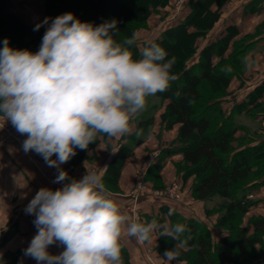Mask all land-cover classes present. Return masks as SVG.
Listing matches in <instances>:
<instances>
[{
  "label": "clouds",
  "instance_id": "clouds-1",
  "mask_svg": "<svg viewBox=\"0 0 264 264\" xmlns=\"http://www.w3.org/2000/svg\"><path fill=\"white\" fill-rule=\"evenodd\" d=\"M50 19L34 28L48 25L38 51L10 47L7 38L0 48V115L26 136L22 142L26 154L40 155L57 170L53 183L67 181L56 190L41 187L26 205L24 211L35 217L37 231L23 255L37 264H124L122 236L150 244L158 232L157 238L176 241L161 259L186 264L180 259L191 240L186 224L169 226L156 219L129 223V215L121 211L97 172L86 168L82 178L69 179L61 168L76 149L87 150L101 134L109 141L133 134L147 98L167 91L177 80L171 73L175 56L169 59L160 44L150 41L138 46L139 58L134 59L131 46L140 34L134 31L118 40L115 19L98 26L71 12L49 24ZM243 63L252 71L257 61L246 56ZM221 71L232 69L225 66ZM134 134L140 138L143 129L136 128ZM26 197L27 193L21 195ZM52 245L64 250L53 255L48 251Z\"/></svg>",
  "mask_w": 264,
  "mask_h": 264
},
{
  "label": "trees",
  "instance_id": "trees-1",
  "mask_svg": "<svg viewBox=\"0 0 264 264\" xmlns=\"http://www.w3.org/2000/svg\"><path fill=\"white\" fill-rule=\"evenodd\" d=\"M185 2L188 14L180 20V12L176 19L178 22H174L177 24L164 29L154 40L167 51L169 59L173 56L176 58L171 73L177 76V80L171 82L167 91L155 96L165 101L161 113L163 129L170 130L174 126L177 133L174 145L161 151L160 159L149 165L145 180L151 182L153 188H161V160L167 155H180L181 161L175 167L181 180L194 177L191 187L193 199L206 202L216 196L226 201L215 224L225 233L216 240H213L211 231L204 223L194 219L184 221L191 235L187 248L181 250L180 259L186 264H264V218L253 217L245 225L238 224L239 218L246 215L254 204L248 200V193L264 186L263 136L256 132L248 133L249 140H246L245 147L238 150L234 147L239 139L237 133L247 131L235 124V115L245 112L252 118L263 115L264 119V104L261 102L264 81L244 101L235 104L230 113H226L222 102L228 95L227 90L233 78L242 74L241 60L250 48V40L245 44L242 41L237 43V28L227 26L220 37L197 51V38L212 29L226 0ZM166 4L168 0H44L43 8L45 18L54 19L71 12L77 19L94 26L115 19L120 30L117 39L120 40L131 37L134 31L141 28L142 21L154 6L164 7ZM256 4H249V8L253 10ZM11 7L12 0H0V48L3 46L2 41L7 38L10 47L38 51L48 25L34 30L37 24H27L11 12ZM246 37L253 39V36ZM131 50L134 59H138V42L131 46ZM225 66H230L232 71L222 72L221 68ZM134 123L135 129H143V135L137 138L134 130L133 134L121 137L125 142L119 144L116 155L102 175V181L111 193L118 191L117 182L124 162L151 133L153 115L140 114ZM100 138L107 139L101 134L89 148L94 149ZM242 138H246V135ZM76 153L70 159L66 172L73 171L86 157V150L77 149ZM141 197L144 199L148 196ZM156 199L161 204V212L168 214L173 203L163 198ZM163 218L146 216L145 222L156 219L161 224ZM176 218V213L169 216L171 224ZM8 238L6 232L0 245ZM175 243L170 237H159L155 251L163 258L164 252L174 248ZM121 255L124 264H131L123 245ZM11 263L20 264L19 257L13 255Z\"/></svg>",
  "mask_w": 264,
  "mask_h": 264
},
{
  "label": "crops",
  "instance_id": "crops-1",
  "mask_svg": "<svg viewBox=\"0 0 264 264\" xmlns=\"http://www.w3.org/2000/svg\"><path fill=\"white\" fill-rule=\"evenodd\" d=\"M38 2L39 0H32L33 4H31L27 0H12L11 12L22 18L27 24H40L44 20V9L43 3ZM253 2H257V4L251 10L249 4ZM188 12L189 10L185 8L179 19L181 20ZM164 23L163 21L146 37L160 35L164 29L177 24L173 23L165 26ZM227 26H235L237 28V37L253 36V39H249L251 44L249 48L251 49L250 56L257 61L252 71H246L238 77V80L233 79L231 81L227 90L228 95L222 102L223 110L226 113H230L235 104L244 101L246 96L264 81V0H229L221 8L217 25L209 31V35L202 45L215 41V37H220ZM141 36L142 34L139 35V38ZM261 102L264 104V95L261 98ZM247 120H249L248 124L255 126L260 124V127L257 129L255 127L253 132L262 134L261 140L264 141L263 115H257L256 118H252L242 112L234 117L236 125L239 121L245 122ZM154 126L153 133L149 135L148 141L137 145L133 155L125 161L118 182L120 193H110L121 206V211L129 215V223L133 221L145 222L146 216H157L159 218L164 217L161 224L171 226L169 215L161 212V204L156 198L145 197L142 199V197H139L140 199L138 198L137 200L129 198V192L134 180L132 169L137 165L143 166L142 170H146V167L148 169L149 165L156 163L160 159L161 151L164 152L171 145H174L173 142L177 133L176 127L173 130H164L160 120ZM134 130L135 123H133ZM15 132L17 131L11 122L6 121L0 115V239L6 232L9 234L8 240L3 245H0V264H12L13 255L19 257L20 264H37L34 259L23 255V250L29 245L37 231L33 224L35 217L26 214L24 209L41 187L56 190L49 183V179H55L57 170L53 167H48L40 155L34 152L26 154L22 149V142L26 139V136L17 139L13 136ZM240 132L237 133V136ZM124 142L125 140H121V137L113 138L111 141L100 138L98 145L95 147V154H101L99 160L96 158L98 164L92 167L91 165L93 164L90 163L93 162V159L87 161L85 157L68 176L80 173L85 166L95 168L97 173L102 176L105 171L104 167L116 155L119 144ZM106 145L110 146L109 151L106 150ZM104 151L106 152L104 153ZM88 155H92L89 149L86 150V156ZM53 159H55V155ZM180 161V155H167L161 160L162 169L160 174L164 184L180 176L179 173L177 174L175 167V164ZM68 163L69 161L61 165V168L65 170ZM17 183L23 187H18ZM255 192L256 201H258L255 209L262 212L264 211V186H261ZM23 193H27V197L22 199L21 195ZM171 209H174V213L185 219L196 216L198 217L197 219L201 220L199 217L200 210L189 203L184 202L182 205L173 204V206H170L169 211ZM204 222L208 224L206 220ZM121 244L127 250L131 264H150V262L158 264L157 262L159 261L165 262L155 251L157 241L150 244L147 242L141 244L134 237H129L125 234L121 238ZM63 250V247L58 245H52L48 249L53 255H57Z\"/></svg>",
  "mask_w": 264,
  "mask_h": 264
},
{
  "label": "rangeland",
  "instance_id": "rangeland-1",
  "mask_svg": "<svg viewBox=\"0 0 264 264\" xmlns=\"http://www.w3.org/2000/svg\"><path fill=\"white\" fill-rule=\"evenodd\" d=\"M27 1L29 3H31V4L34 3V2L32 3V0H27ZM179 1H180V3H179ZM185 1H187V0H168V4H166L164 7L154 6L152 12L147 14L145 19H144V21H142V23L140 25L142 27L135 31V32H140V34H142V36L137 40L138 46L139 47H143L144 44H146V43H148L150 41H154L155 39H157L159 37V35L150 36V37H152L151 39H150L149 36L146 37V35H149L158 25H161V23L163 21L165 22L164 23L165 26H168L169 24H173L175 21H177L176 19L178 17V14H180V12H184V9H185L184 3H186ZM39 2L41 4L43 3V6H44V0H39ZM227 2H229V0H226L224 5H226ZM174 10H176V11L172 14V11H174ZM219 17H220V15H219ZM43 18L45 19V16H43ZM218 21H219V19L214 23L213 27L217 25ZM43 26H47V25L45 24ZM213 27H212V29H213ZM146 33H148V34H146ZM208 35H209V32L206 35H202L201 37L197 38V40H196L197 51L201 49V47L203 46L202 43L208 37ZM216 38L217 37H215V39ZM235 41H238L237 43H240L242 41L245 44V43H247L249 41V37L239 36V37H236ZM139 47H138V49H139ZM250 53H251V49H248V51L245 53V55L243 56V58L241 60V65L240 66H241L242 74L244 72L248 71V70L245 69V65L243 63V60H244V57L250 56ZM258 64H260V63H258ZM233 79H237L238 80L239 78L238 77H234ZM164 104H165V101H161L156 96H152V97H148L147 98L146 108L141 114L148 113V114H152L153 115V125H152L151 133H153L152 132L153 131V127H155L154 124L158 123L159 120H160V123L162 125V122H161V111L164 109ZM248 122H249V120H247L245 122L239 121L237 123L238 126H241L242 129H246L247 131L246 132H240V134H238V136H237V138H239L238 139V143L234 144V147H235L236 150L245 147V145L247 144L246 140H249V138L247 136L248 133L251 134L253 132V130H255L254 129L255 127H256V129L258 127H260V124L259 125L257 124V126H255L253 124H248ZM173 129H174V126L170 130H173ZM243 131H245V130H243ZM149 135L146 138H144V140L141 143H143L145 141H148ZM245 135H246V138L243 139L242 136H245ZM109 149L110 148L108 147V145H106V150L109 151ZM89 151L92 152V155L91 156L88 155L89 157L86 156V159H87V161H91L93 159V162L90 163V164H93L91 166L95 167L98 164V161L96 160V158L99 160L101 154L100 155L95 154V148L94 149H90L89 148ZM105 152L106 151H104V153ZM124 164H125V162H124ZM92 167L91 168L90 167H85V168L81 169L80 173L73 174V175L71 174L69 179H72V178L80 179V178H82L86 174V168L89 171L97 172L96 169L92 168ZM142 167L143 166H141V165H137V166L134 167V169H132L134 180H133V184H132L133 186H132V188H131V190L129 192V198L132 199V200L134 199V198H132L133 194H134L135 190L137 189V184H138L137 182L139 180L140 172L144 171V173H146V171H147V167H146V170H142ZM122 169H123V167H122ZM122 169H121V171H122ZM70 173H68V175ZM120 174H121V172H120ZM119 177H120V175H119ZM161 179H162V177H161ZM192 180H194L193 176H191L187 180H181L180 177L178 176L177 179L172 180V181H170L167 184L163 183V186L161 188L155 189V188H153L151 182H148V181L145 180V174H144L143 183L145 184L146 188H148L152 192H155V191H163V190L165 191L171 186V184L173 182H178V184H179V193L181 194L182 200L184 202H186V203H189L190 205H193L195 208L200 210V213H199L200 216L199 217L201 218V220L197 219L198 217H196V216L188 218V219H194V220H198V221L204 223L207 226V228H209V230L211 231L213 240H216V238L219 237L224 232V231H221V229L216 228L215 224H216L218 215H220L222 208H224V206L226 204V201H224L223 199H219V197H216V196L214 198L210 199L209 201H206V202L196 201L195 199H193V197L191 195ZM64 182H67V181H64ZM118 182H119V179H118ZM118 182H117V188H118L117 193H120V188H119ZM255 191L256 190H251L248 193V195L252 196V199H250V200L248 199V200L251 201V202H254V204L251 205V208L248 211V213H246V215L241 216L239 218L238 224L245 225L253 217L260 216V217L264 218V211L261 212V211H257L255 209L256 205H257V202H258V201H256V195H255L256 192ZM148 197L155 198L157 196H155V194H152V195H149ZM204 220H206L208 224H206L204 222ZM184 221H186V219L184 217L178 216V218H176L174 223H172L171 225H174L176 223H184ZM236 226L237 225L233 226L232 228H235ZM157 236H158V232H156V233H154L152 235V242L158 241ZM152 246H153V243H152ZM157 263L158 264H167L166 261L165 262L159 261ZM150 264H153V262L152 263L150 262ZM173 264H175V262H173Z\"/></svg>",
  "mask_w": 264,
  "mask_h": 264
},
{
  "label": "built area",
  "instance_id": "built-area-1",
  "mask_svg": "<svg viewBox=\"0 0 264 264\" xmlns=\"http://www.w3.org/2000/svg\"><path fill=\"white\" fill-rule=\"evenodd\" d=\"M179 3H180V1H179ZM176 10L172 11V14ZM13 136L17 139L25 137V135H21L18 132H15L13 134ZM144 174H145L144 171L140 172V174H139L140 176H139V180L137 182L138 183L137 189L135 190V192L133 194L134 200H137L141 196H149V195L155 194V196H157L155 198H163V199H165V200H167L173 204H176V205H182L184 203V201L182 200L181 194L179 193L178 182H173L171 184V186L165 191L163 190V191L152 192L151 190L146 188L145 184L143 183ZM53 181H54V179H49V183L53 187H55L56 189L62 187L63 183H66V182H61L60 184H57V183H53ZM247 198L250 200V199H252V196L248 195Z\"/></svg>",
  "mask_w": 264,
  "mask_h": 264
}]
</instances>
